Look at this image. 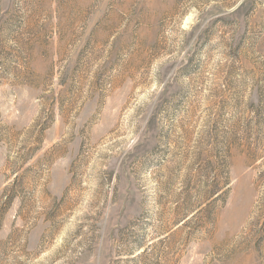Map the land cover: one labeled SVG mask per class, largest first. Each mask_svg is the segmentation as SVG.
<instances>
[{"label":"rangeland","instance_id":"1","mask_svg":"<svg viewBox=\"0 0 264 264\" xmlns=\"http://www.w3.org/2000/svg\"><path fill=\"white\" fill-rule=\"evenodd\" d=\"M0 264H264V0H0Z\"/></svg>","mask_w":264,"mask_h":264}]
</instances>
